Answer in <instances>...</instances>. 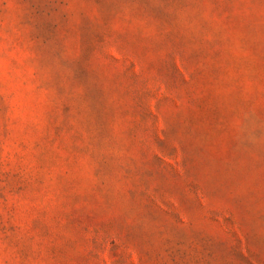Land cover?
<instances>
[{
  "label": "rangeland",
  "instance_id": "374dc122",
  "mask_svg": "<svg viewBox=\"0 0 264 264\" xmlns=\"http://www.w3.org/2000/svg\"><path fill=\"white\" fill-rule=\"evenodd\" d=\"M0 264H264V0H0Z\"/></svg>",
  "mask_w": 264,
  "mask_h": 264
}]
</instances>
